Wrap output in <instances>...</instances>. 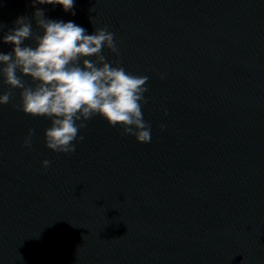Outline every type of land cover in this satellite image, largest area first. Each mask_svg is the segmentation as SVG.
Returning <instances> with one entry per match:
<instances>
[{
    "label": "water",
    "instance_id": "1",
    "mask_svg": "<svg viewBox=\"0 0 264 264\" xmlns=\"http://www.w3.org/2000/svg\"><path fill=\"white\" fill-rule=\"evenodd\" d=\"M35 8L115 34L119 55H104L149 78L152 138L97 115L74 153H56L49 120L0 105V264H264V0ZM35 8L0 0V23Z\"/></svg>",
    "mask_w": 264,
    "mask_h": 264
},
{
    "label": "clouds",
    "instance_id": "2",
    "mask_svg": "<svg viewBox=\"0 0 264 264\" xmlns=\"http://www.w3.org/2000/svg\"><path fill=\"white\" fill-rule=\"evenodd\" d=\"M31 4L60 5L75 15L74 0H31ZM114 35L107 27L88 34L72 21L47 18L43 8H35L31 17H18L10 28L0 23V44L10 46L8 52L0 51V88L7 89L0 92V105L11 104L25 115L49 120L45 146L56 153H74L76 144L85 139L81 130L97 115L110 127L118 126L121 136L149 143L151 124L143 114L149 78L107 59L105 49L119 55ZM16 92L19 102L13 103ZM164 128L161 124V131ZM34 135L35 130L29 129L23 147H32ZM49 165V160L42 161V167Z\"/></svg>",
    "mask_w": 264,
    "mask_h": 264
}]
</instances>
